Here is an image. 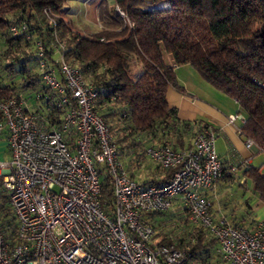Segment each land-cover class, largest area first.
<instances>
[{
  "label": "built area",
  "instance_id": "1",
  "mask_svg": "<svg viewBox=\"0 0 264 264\" xmlns=\"http://www.w3.org/2000/svg\"><path fill=\"white\" fill-rule=\"evenodd\" d=\"M10 31L33 39L25 22L11 24ZM47 49L36 40L38 71L54 94L46 114L29 108L22 93L0 97V138L9 154L0 160V194L14 223L5 226L0 219V264H192L190 252L154 243L155 229L145 217L173 209L178 200L188 222L214 239L223 264H264V219L248 228L224 215L214 218L203 194L222 176L210 124L189 149L148 147L146 156L172 174L163 184L141 183L129 175L108 124L95 110L98 91L65 60L62 45L56 62ZM56 109L64 111L59 122L51 114ZM227 120L241 126L245 115L229 114ZM237 133L242 136L240 127ZM242 137L247 149L256 146ZM96 164L104 165L112 188L110 211L101 203L102 171Z\"/></svg>",
  "mask_w": 264,
  "mask_h": 264
},
{
  "label": "trees",
  "instance_id": "2",
  "mask_svg": "<svg viewBox=\"0 0 264 264\" xmlns=\"http://www.w3.org/2000/svg\"><path fill=\"white\" fill-rule=\"evenodd\" d=\"M68 1L0 0V66L6 61L4 67L10 73L17 68L20 79L19 84L0 80V97L31 89L37 90L32 91L36 100L49 105L54 94L38 71L35 42H44L54 62L62 45L65 60L79 68L85 82L98 91L95 110L105 119L117 145L121 141L132 145L137 162L148 158L167 173L166 183L172 171L146 156L147 148L168 144L177 151L189 149L196 133L209 125L201 119H180L167 101L168 88L177 83L175 68L188 65L207 85L236 100L245 115L241 135L251 138L264 155V0H115L114 6L101 11V29L90 35L72 27L67 19ZM21 22L28 25L33 39L10 31L11 24ZM135 61L143 66L136 79L131 74ZM41 109L45 115L47 109ZM63 112L51 113L56 122ZM258 169L249 166L243 175L264 202V175ZM108 180L105 175L100 193L106 211L114 203ZM174 212L173 207L145 214L155 232L158 229L153 242L175 244L190 252L192 264H223L214 239L201 227L188 222L191 229L186 235L164 232L163 218ZM10 214L7 197L0 194V219L5 226L14 224Z\"/></svg>",
  "mask_w": 264,
  "mask_h": 264
},
{
  "label": "crops",
  "instance_id": "3",
  "mask_svg": "<svg viewBox=\"0 0 264 264\" xmlns=\"http://www.w3.org/2000/svg\"><path fill=\"white\" fill-rule=\"evenodd\" d=\"M114 5L115 0H76V7L74 9L68 7V11L72 10L76 21L81 23L82 28L79 29L69 17L67 19L75 30L90 35L99 31L94 24L95 20L100 19L101 11L106 7L110 9ZM67 6L68 4H66ZM55 57L57 60L59 57L58 52ZM168 58L170 62H173L171 57ZM142 70V63L135 61L131 65L132 77L136 79ZM176 77V85H171L166 94L170 107L177 109L180 119L186 121L201 119L210 124L215 130V149L224 174L213 189L203 191L210 201L211 213L214 218L224 215L231 223L248 224L247 227L251 228L255 221L264 219V202L259 200L257 194L253 192L252 183L250 180L245 179L243 171L249 166L255 167V162L260 160L257 165L259 166L258 170L260 174L264 175V155L259 152L256 146L251 149L244 146L243 137L237 133V129L240 127L238 120L232 123L228 122L227 116L229 114L241 112L234 98L210 91L200 76L201 81L199 83L194 82V84L191 81L192 77L181 78L178 77L177 73ZM24 91H29L31 94L34 101L30 102L37 101L35 99L36 92H32L37 90L27 89ZM26 104L31 108L32 105L27 99ZM43 104L39 101V109L41 107L46 108ZM125 143L127 144V142ZM135 153L133 150L130 151L124 159L129 174L141 183L151 180H155L159 184L164 183L167 173L146 157L138 163ZM236 202L240 203L239 209L232 205ZM176 209L181 210L182 212H180L185 216L182 201L175 202L174 210ZM249 224L251 225L249 226Z\"/></svg>",
  "mask_w": 264,
  "mask_h": 264
},
{
  "label": "rangeland",
  "instance_id": "4",
  "mask_svg": "<svg viewBox=\"0 0 264 264\" xmlns=\"http://www.w3.org/2000/svg\"><path fill=\"white\" fill-rule=\"evenodd\" d=\"M67 4H68L69 8L73 7V9H74V7H76L75 6L76 5V0H69L67 2ZM73 14L74 13L72 12V10H70L67 13V15H68L67 17H69L70 20H73L74 24L79 29H81L82 28L81 23H79V21H76V19H75ZM95 15H96V13H95ZM94 25H95L96 29H98V30L101 29V26H100L101 22L99 21V19L95 20V24ZM1 52H2V48L0 47V57H3L1 55ZM5 64H6V61L3 63L2 66H0V80H4L6 82L15 81L16 84H19L20 83V79L18 77L19 76V72H18L17 68H15L16 70H14V72L10 73L4 67ZM30 64H32V63H30ZM175 71L178 74V77H181V78H186L187 76H189L190 78L192 77L191 81L193 82V84H194V82H198L199 83V81H201L199 79V76L195 72V70L192 67L188 66V65L179 66ZM205 86L210 91H215L219 95L225 96L224 94L220 93L218 90H216V89H214L212 87H209L207 85H205ZM23 95L25 96L27 101H29L30 105H32L31 108L33 110L39 111V112L42 113V111H41L42 109H39V107H38V103L41 100H37L34 103L30 102V101H34V100H32V96L29 93V91H27V92L23 91ZM225 97H227V96H225ZM240 113H242V111ZM119 134H121V132ZM4 140H5L4 137L0 138V160L1 161H5V160L9 159L7 143ZM129 141H132V139L130 138ZM119 147H120L119 150H120L121 158L126 159L128 152L131 151V149H132V145H126L123 141H121L119 143ZM259 163H260V160L259 161L257 160L254 165L257 166ZM96 166H97L98 170L102 171V179H103L105 177L104 165L96 164ZM249 187H250V185H249ZM239 204H240L239 202L238 203L236 202L235 204L232 203V205L237 207V209H239ZM174 211L175 212L172 215H168L167 217L165 216L163 218L165 220V224H166L165 228H164V232L167 233V234H171L172 233V234L179 235V236L186 235L189 232V230L191 229V226L189 225L188 221L185 219V216L181 215L182 214L181 210H180L181 212L179 210H177V209L174 210ZM245 225H247V224H245ZM156 230H157L156 232H158V229H156Z\"/></svg>",
  "mask_w": 264,
  "mask_h": 264
}]
</instances>
